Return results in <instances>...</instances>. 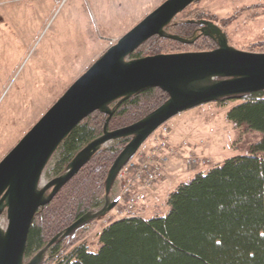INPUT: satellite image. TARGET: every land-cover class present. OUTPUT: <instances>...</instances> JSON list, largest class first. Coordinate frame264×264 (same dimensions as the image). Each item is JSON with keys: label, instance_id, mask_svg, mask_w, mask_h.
I'll use <instances>...</instances> for the list:
<instances>
[{"label": "trees", "instance_id": "trees-1", "mask_svg": "<svg viewBox=\"0 0 264 264\" xmlns=\"http://www.w3.org/2000/svg\"><path fill=\"white\" fill-rule=\"evenodd\" d=\"M197 12L190 19L205 16ZM197 27L180 22L168 29L187 37ZM215 46L206 36L191 45L154 36L132 57L191 48L211 50ZM168 98V93L155 87L122 101L109 129L139 121ZM238 98L244 102L234 106L228 118L238 126L247 125L263 133L251 146L250 154L229 158L180 183L167 195L168 211L164 215L124 217L106 224L98 233L101 247L97 252L91 251L87 242L96 223L82 225L54 243L42 264H264V90L218 102ZM107 117L95 111L73 129L55 154L53 174H61L80 148L103 133ZM128 142L119 139L108 145L38 211L28 236V258L80 217L103 207L109 170ZM115 187L113 198L117 197Z\"/></svg>", "mask_w": 264, "mask_h": 264}, {"label": "water", "instance_id": "water-1", "mask_svg": "<svg viewBox=\"0 0 264 264\" xmlns=\"http://www.w3.org/2000/svg\"><path fill=\"white\" fill-rule=\"evenodd\" d=\"M201 0H165L111 45L46 111L0 161V264H42L52 245L92 220L104 219L119 203L111 192L122 168L141 145L177 114L223 98L242 97L264 90V52L235 48L223 28L211 20H188L200 27L191 36L169 33L177 15ZM154 36L194 43L202 36L218 47L208 51L132 54ZM158 87L169 98L139 121L110 130L117 105L149 88ZM108 115L103 133L80 148L66 169L47 183L42 177L62 142L86 117ZM129 139L111 166L102 208L90 211L55 235L28 258L27 241L38 211L110 143Z\"/></svg>", "mask_w": 264, "mask_h": 264}, {"label": "rangeland", "instance_id": "rangeland-1", "mask_svg": "<svg viewBox=\"0 0 264 264\" xmlns=\"http://www.w3.org/2000/svg\"><path fill=\"white\" fill-rule=\"evenodd\" d=\"M164 1L0 0V161L94 61ZM197 11L205 16L190 19ZM200 19L220 23L235 48L264 52V0H201L177 15L172 24ZM215 44L213 49L218 47ZM189 51L201 50L183 52ZM242 102V98L208 102L166 122L175 141L188 139L211 162L191 171L182 161L176 172L169 173L175 176L174 182L164 184L155 209L143 213L145 219L167 213V195L180 183L229 158L250 154L263 133L228 118V112ZM54 157L42 183L57 176L52 172ZM115 219L112 210L104 219L89 222L96 223L87 237L91 251L100 249L98 233ZM0 221L7 224L5 213Z\"/></svg>", "mask_w": 264, "mask_h": 264}, {"label": "built area", "instance_id": "built-area-1", "mask_svg": "<svg viewBox=\"0 0 264 264\" xmlns=\"http://www.w3.org/2000/svg\"><path fill=\"white\" fill-rule=\"evenodd\" d=\"M188 170H199L211 159L200 156L188 139L175 141L169 124L160 126L139 148L117 176L120 201L113 209L116 219L140 215L148 193L161 183L172 162H182Z\"/></svg>", "mask_w": 264, "mask_h": 264}, {"label": "crops", "instance_id": "crops-1", "mask_svg": "<svg viewBox=\"0 0 264 264\" xmlns=\"http://www.w3.org/2000/svg\"><path fill=\"white\" fill-rule=\"evenodd\" d=\"M202 155V154H201ZM203 156V155H202ZM180 163L181 162H172L168 169H167V172H168V175H166L165 179L159 183L156 187H154L149 193H148V200L146 202L145 205H143L140 209V216L143 217V213L147 210V208H151V209H155V202L162 196V189H163V186L164 184L166 183H172L174 182V178L175 176L170 174L169 173H174L177 171V169L179 168L180 166ZM192 171V170H191ZM167 174V173H166ZM188 177V176H187ZM167 200V198H166Z\"/></svg>", "mask_w": 264, "mask_h": 264}, {"label": "flooded vegetation", "instance_id": "flooded-vegetation-1", "mask_svg": "<svg viewBox=\"0 0 264 264\" xmlns=\"http://www.w3.org/2000/svg\"><path fill=\"white\" fill-rule=\"evenodd\" d=\"M219 25H220V23H219ZM199 27H200V25H198V27H197L196 29H198ZM196 29H195V30H196Z\"/></svg>", "mask_w": 264, "mask_h": 264}]
</instances>
